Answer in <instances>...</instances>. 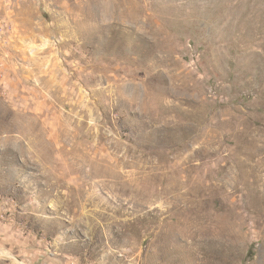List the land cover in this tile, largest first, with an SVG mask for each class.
Instances as JSON below:
<instances>
[{"label":"rangeland","instance_id":"obj_1","mask_svg":"<svg viewBox=\"0 0 264 264\" xmlns=\"http://www.w3.org/2000/svg\"><path fill=\"white\" fill-rule=\"evenodd\" d=\"M0 264H264V0H0Z\"/></svg>","mask_w":264,"mask_h":264},{"label":"water","instance_id":"obj_2","mask_svg":"<svg viewBox=\"0 0 264 264\" xmlns=\"http://www.w3.org/2000/svg\"><path fill=\"white\" fill-rule=\"evenodd\" d=\"M6 255V254H5ZM14 257V256H13Z\"/></svg>","mask_w":264,"mask_h":264}]
</instances>
